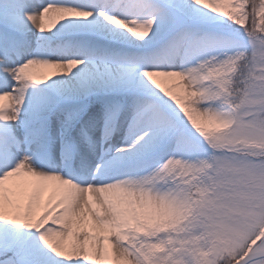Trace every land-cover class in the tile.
Segmentation results:
<instances>
[{
  "label": "snow or ice",
  "instance_id": "snow-or-ice-1",
  "mask_svg": "<svg viewBox=\"0 0 264 264\" xmlns=\"http://www.w3.org/2000/svg\"><path fill=\"white\" fill-rule=\"evenodd\" d=\"M0 264H264V0H0Z\"/></svg>",
  "mask_w": 264,
  "mask_h": 264
},
{
  "label": "bare ground",
  "instance_id": "bare-ground-1",
  "mask_svg": "<svg viewBox=\"0 0 264 264\" xmlns=\"http://www.w3.org/2000/svg\"><path fill=\"white\" fill-rule=\"evenodd\" d=\"M39 71H44V70H39ZM46 71H50V70H46Z\"/></svg>",
  "mask_w": 264,
  "mask_h": 264
},
{
  "label": "rangeland",
  "instance_id": "rangeland-1",
  "mask_svg": "<svg viewBox=\"0 0 264 264\" xmlns=\"http://www.w3.org/2000/svg\"><path fill=\"white\" fill-rule=\"evenodd\" d=\"M44 71H46V70H44Z\"/></svg>",
  "mask_w": 264,
  "mask_h": 264
}]
</instances>
